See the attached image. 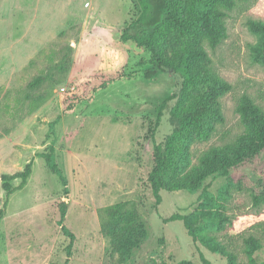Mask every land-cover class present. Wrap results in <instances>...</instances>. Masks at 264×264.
Here are the masks:
<instances>
[{"label":"rangeland","instance_id":"rangeland-1","mask_svg":"<svg viewBox=\"0 0 264 264\" xmlns=\"http://www.w3.org/2000/svg\"><path fill=\"white\" fill-rule=\"evenodd\" d=\"M135 15L133 0H0V175L32 166L10 192L0 183V264H203L199 254L209 264H264V205L254 206L248 192L264 183V162L235 171L231 182L212 175L195 191L174 186L241 134L240 97L264 110V64L256 62L264 49L249 26L264 24V0H234L214 49L163 26L157 39L173 63L162 70L120 40ZM197 47L204 68L231 90L218 100L220 119L180 134L174 113L192 107L203 89L184 84L175 69ZM37 77L42 85L29 90ZM155 146L169 162L157 205L147 181ZM52 151L64 182L46 164ZM203 202L194 242L181 221L164 222L198 218ZM116 215L140 226L143 240L129 257L109 234ZM250 236L259 249L248 255Z\"/></svg>","mask_w":264,"mask_h":264},{"label":"trees","instance_id":"trees-1","mask_svg":"<svg viewBox=\"0 0 264 264\" xmlns=\"http://www.w3.org/2000/svg\"><path fill=\"white\" fill-rule=\"evenodd\" d=\"M135 18L125 24L122 29L120 40L122 43H130L138 51H147L150 54L149 64L157 70L172 68L173 57L164 49L157 36L163 32V26H169L179 36L186 39H205L214 49L225 37V28L222 18L225 10L234 6V0H133ZM159 15L162 24L157 26ZM250 30L260 38L258 49H264V24L250 23ZM207 59L206 54L200 48H195L184 54L178 60L176 72L182 77L183 83L199 86L203 93L199 100L184 111L174 113L180 131L178 133H190L195 129H201L204 120L208 117L220 119L218 100L231 90V86L204 68L201 61ZM257 63L264 64V59ZM147 78L150 77L146 73ZM43 83L42 77H37L28 85L29 90L39 88ZM73 105L69 104L65 112H71ZM243 126L234 143L230 146L214 149L200 162V166L194 171L184 174L181 178H175L174 186L188 191H195L203 182L212 175L224 177L227 181L232 180L231 175L239 169L251 168L264 162V110L259 108L248 96L240 97L236 109ZM160 121L159 116L155 120L154 129ZM154 129L151 131H154ZM153 167L147 181L155 204L160 202V191L164 187L163 177L169 165L163 156L161 149L155 146L153 149ZM48 168L61 176L60 170L55 164L53 151L45 156ZM31 163L25 165L20 173L14 175H0V183L5 192L11 191V181L20 179L25 184L31 174ZM241 182H237L240 184ZM241 189V188H240ZM208 187L202 189L204 202H209ZM254 206L264 205V183H253L248 189ZM202 203L198 218L172 215L165 219V223L181 221L187 235L194 242L197 239L195 232L196 224L204 218L203 212L207 203ZM2 213L0 212V217ZM62 214V218H63ZM60 223V222H59ZM109 234L112 236L114 247L124 257H129L133 248H136L143 240L140 236V226L135 220L122 219L119 215L112 218L109 224ZM138 228V229H137ZM62 231L72 240L73 236L63 227ZM202 241V240H201ZM205 243V241H202ZM248 246L247 254L250 255L259 249V242L250 236L245 240ZM71 245V244H70ZM199 259L203 264H209L202 255Z\"/></svg>","mask_w":264,"mask_h":264}]
</instances>
